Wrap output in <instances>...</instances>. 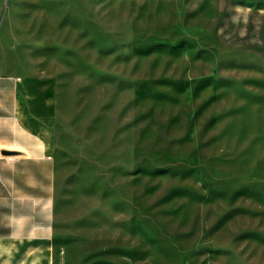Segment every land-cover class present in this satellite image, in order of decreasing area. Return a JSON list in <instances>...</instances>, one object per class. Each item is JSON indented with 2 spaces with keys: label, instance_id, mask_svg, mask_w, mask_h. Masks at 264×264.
Here are the masks:
<instances>
[{
  "label": "rangeland",
  "instance_id": "374dc122",
  "mask_svg": "<svg viewBox=\"0 0 264 264\" xmlns=\"http://www.w3.org/2000/svg\"><path fill=\"white\" fill-rule=\"evenodd\" d=\"M235 0H0V71L55 98L51 264H264V28Z\"/></svg>",
  "mask_w": 264,
  "mask_h": 264
},
{
  "label": "crops",
  "instance_id": "0c3cea01",
  "mask_svg": "<svg viewBox=\"0 0 264 264\" xmlns=\"http://www.w3.org/2000/svg\"><path fill=\"white\" fill-rule=\"evenodd\" d=\"M235 3L264 28V0ZM55 109L45 81L0 71V264H51Z\"/></svg>",
  "mask_w": 264,
  "mask_h": 264
},
{
  "label": "water",
  "instance_id": "95a60500",
  "mask_svg": "<svg viewBox=\"0 0 264 264\" xmlns=\"http://www.w3.org/2000/svg\"><path fill=\"white\" fill-rule=\"evenodd\" d=\"M3 153H6V154H7V153H10V152H9V151H7V150H4V151H3Z\"/></svg>",
  "mask_w": 264,
  "mask_h": 264
}]
</instances>
